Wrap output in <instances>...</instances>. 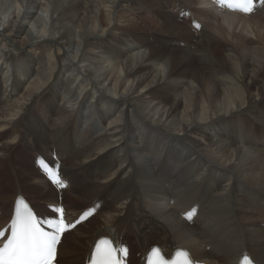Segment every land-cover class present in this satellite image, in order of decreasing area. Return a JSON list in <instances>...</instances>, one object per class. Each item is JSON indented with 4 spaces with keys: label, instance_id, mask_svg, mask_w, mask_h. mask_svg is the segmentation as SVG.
<instances>
[{
    "label": "bare ground",
    "instance_id": "1",
    "mask_svg": "<svg viewBox=\"0 0 264 264\" xmlns=\"http://www.w3.org/2000/svg\"><path fill=\"white\" fill-rule=\"evenodd\" d=\"M256 2L243 16L212 0H0V169L8 164L18 187L8 195L0 183V231L22 180L39 195L44 223L63 209L76 225L56 264L74 236L73 263L108 237L126 262L134 250L136 264L159 259L153 248L185 249L201 264H237L248 252L264 264V0ZM141 8L155 20L119 24ZM20 147L48 153L66 187L39 166L23 180Z\"/></svg>",
    "mask_w": 264,
    "mask_h": 264
},
{
    "label": "snow or ice",
    "instance_id": "2",
    "mask_svg": "<svg viewBox=\"0 0 264 264\" xmlns=\"http://www.w3.org/2000/svg\"><path fill=\"white\" fill-rule=\"evenodd\" d=\"M220 5H225L229 10L239 11L243 14H251L253 11V0H218ZM199 28V25H196ZM48 180L60 189L66 187L59 173L48 169L45 173ZM63 216V209H57ZM91 215L85 212L80 223ZM191 220L192 215L186 217ZM75 224H66L62 219L59 221H48L50 231L44 230L41 222L33 215L32 210L23 200H17L15 206V216L10 225V236L6 243L0 247V264H54L57 257V245L61 242V237L65 232L74 228ZM4 233L0 232V237ZM101 245L105 247L101 249ZM127 254L126 249L116 250L110 246L109 241L101 240L97 245L96 253L93 256V264H122L119 253ZM180 261H168L162 256L155 264H195L194 260L187 252L179 254ZM237 264H255L252 257L241 252L237 257Z\"/></svg>",
    "mask_w": 264,
    "mask_h": 264
},
{
    "label": "rangeland",
    "instance_id": "3",
    "mask_svg": "<svg viewBox=\"0 0 264 264\" xmlns=\"http://www.w3.org/2000/svg\"><path fill=\"white\" fill-rule=\"evenodd\" d=\"M138 15L139 16H148V18H150V19H153V20H155V18H153L152 17V15L151 14H148L145 10H143V8H141V9H139V10H136V11H129V13H128V15H127V19L128 20H130V22H123L122 20H119V24H122L123 26H126L127 24H140V26L141 27H144V24H143V22L140 20V18H138ZM113 16V15H112ZM180 17L181 18H184L185 19V24H190L191 25V15L189 14V12L188 11H182L181 13H180ZM114 20V19H113ZM115 21V20H114ZM188 22V23H187ZM114 23V22H113ZM112 23V24H113ZM29 26H31V24H28ZM191 27H193V25L191 26ZM57 46H58V44H57ZM124 50H125V48L122 50V52H124ZM68 58L72 61V62H74V63H76V55L74 54V53H68ZM109 65V64H108ZM111 65H109V67H110ZM2 86H3V83L1 82L0 83V88H2ZM4 100H7V99H5L4 98ZM6 102H8V101H6ZM44 147H46V146H44ZM44 150H46V149H44ZM44 150H43V152H44ZM42 152V153H43ZM21 153V154H20ZM41 157H44V158H47V159H49V157H48V153H45L44 155H41V156H39V158H34L31 154H29L28 152H27V150H25L23 147H20L19 149H17V153H16V157H15V159L19 162V166L16 168L17 170H19V172L21 173V175L23 176L22 177V179L24 180V178L26 177V178H28L29 177V173L27 172V168L28 167H34V168H36V166H39V163H40V160H41ZM26 169V170H25ZM11 169H10V166L8 165V164H5V166L2 168V169H0V183H1V192L2 193H4V192H6L8 195H11V194H13L14 195V193H16V191L18 190V187L16 186V184H14V181H11V179H12V175H11ZM19 189H20V192H18L17 194H22V195H24L25 196V198H30V202L34 205V208H35V210L39 213V214H41V216H39L40 218L41 217H43L44 216V214L46 213V211L44 210V213H43V211H41V209H39V210H37L36 208H38L37 207V202L39 201L38 199H40V197H39V195H36L35 193H33L32 192V190H30V188H29V186H27V184L26 183H23V181L21 180V182H20V187H19ZM13 191H14V193H13ZM46 196H48V193H46L43 197H46ZM70 195H65V197H69ZM38 197V198H37ZM35 199H36V201H35ZM74 198H70V200L68 201L69 203H70V207H72V208H74L73 207V205H75L76 204V202L73 200ZM34 203H33V202ZM77 204H79L80 205V207H82L84 204L83 203H77ZM36 205V206H35ZM47 205L46 204H44L43 203V207H44V209H45V207H46ZM79 207V208H80ZM79 220V219H78ZM86 220V219H85ZM84 220V221H85ZM94 221L93 222H96V223H98V222H101L102 221V218L101 217H97V218H95L94 217V219H93ZM50 221V220H49ZM83 222V221H82ZM92 222L90 223V224H88V226L90 227V228H87L88 226H86L85 227V232L88 230H91L93 227H91L92 225ZM101 224H103V222H101ZM102 227H103V225H102ZM102 227H100L99 229H98V231H96V232H100V231H102ZM95 232V233H96ZM74 238H77V237H72V238H68V239H66L65 241H64V246L66 245V249L68 248V246H71V245H73V239ZM162 239H164V240H166L168 243H171L172 242V239L170 238V237H164V238H162ZM132 237H128L127 239H126V241H125V243H126V246H127V248H128V246H133V242H132ZM91 241H92V239H91ZM83 242V243H82ZM82 242H80L81 244H82V247H85L86 246V242L87 241H85V239H83L82 240ZM155 244H157V243H155ZM154 244V245H155ZM63 245V244H62ZM91 245V244H90ZM89 245V246H90ZM88 245L86 246V250H87V247H89ZM66 249L65 250H63L62 252H61V257H60V263L61 264H63V263H65V262H67L68 260H70V256H69V253H67L68 251H66ZM80 247H77V252H78V256H79V258L82 256L81 254H82V251H81V253H80ZM129 249V248H128ZM61 250V249H60ZM85 253H86V251H85ZM132 254H133V257L132 258H130L129 259V261L128 262H126V264H136L137 263V256L134 254V250L132 251ZM84 256H85V254H84ZM68 264H83V262L82 261H79V262H77V263H73L71 260H70V263H68Z\"/></svg>",
    "mask_w": 264,
    "mask_h": 264
}]
</instances>
